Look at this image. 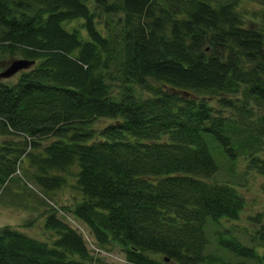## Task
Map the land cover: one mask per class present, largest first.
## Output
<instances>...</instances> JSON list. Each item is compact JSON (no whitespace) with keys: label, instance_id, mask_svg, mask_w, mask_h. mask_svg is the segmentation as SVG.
I'll return each mask as SVG.
<instances>
[{"label":"trees","instance_id":"16d2710c","mask_svg":"<svg viewBox=\"0 0 264 264\" xmlns=\"http://www.w3.org/2000/svg\"><path fill=\"white\" fill-rule=\"evenodd\" d=\"M15 57L33 63L0 78V185L24 155L46 196L68 171V211L125 264H264L261 213L252 243L224 227L208 248L244 204L220 157L264 175V30L238 0H0V69ZM42 228L1 225L0 264H105L52 210Z\"/></svg>","mask_w":264,"mask_h":264},{"label":"rangeland","instance_id":"374dc122","mask_svg":"<svg viewBox=\"0 0 264 264\" xmlns=\"http://www.w3.org/2000/svg\"><path fill=\"white\" fill-rule=\"evenodd\" d=\"M238 9L245 19L246 25L256 26L264 30V0H238ZM65 25L67 27L79 26V20L73 19L65 22ZM2 57L5 59L7 56ZM18 73L19 71L6 78H1V80L12 81ZM211 103L216 107L213 100ZM220 109L225 114L233 113L231 108L224 107ZM110 121L109 118H98L93 126L98 127ZM4 137L0 135V140ZM46 140L48 139H40L42 143ZM245 159L246 157L238 156L235 160L229 161L224 157H220L214 175L217 180L233 181L244 199V204L236 218L222 220V225H210L209 227L210 243L208 248L223 254L227 252L216 247L211 231H222L226 227L229 230L231 229V233L241 242L250 244L253 242L251 236L259 226L253 218L257 213H261V217L264 219V175L248 169ZM27 167L28 160L24 155L19 160L18 166L10 178L3 185H0V226L9 224L38 239L50 241L55 233L53 230L42 228V219L45 213L51 210L55 213L53 205L67 209V206H70L79 197V192L72 186L74 183L73 175L66 171L63 173L66 180L61 185L52 187L50 193H47L48 196H46L42 193V187L31 178ZM253 246L258 253L261 252L260 245L254 243ZM110 248L115 254L113 260L99 254H94L93 257L105 264H122L120 257V254L123 253L122 249L116 244L110 246ZM154 256L159 257V255ZM227 256H230L229 253ZM167 264L175 263L169 261Z\"/></svg>","mask_w":264,"mask_h":264},{"label":"water","instance_id":"95a60500","mask_svg":"<svg viewBox=\"0 0 264 264\" xmlns=\"http://www.w3.org/2000/svg\"><path fill=\"white\" fill-rule=\"evenodd\" d=\"M33 63V59H28L25 57H15L7 62V64L0 69V78L8 77L18 70L27 68Z\"/></svg>","mask_w":264,"mask_h":264}]
</instances>
